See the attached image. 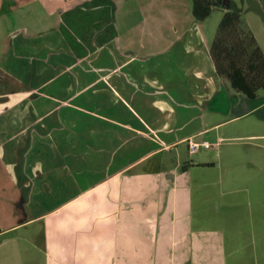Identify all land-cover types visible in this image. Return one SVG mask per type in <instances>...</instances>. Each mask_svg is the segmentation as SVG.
<instances>
[{
	"label": "crops",
	"instance_id": "crops-1",
	"mask_svg": "<svg viewBox=\"0 0 264 264\" xmlns=\"http://www.w3.org/2000/svg\"><path fill=\"white\" fill-rule=\"evenodd\" d=\"M102 1L0 5V230L25 229L37 264L249 262L236 256L248 245L204 228L209 204L216 225L240 224L236 203L216 204L234 196L236 146L264 156V135H221L264 103L215 71L210 46L229 9L214 7L208 27L212 12L195 21L189 0ZM229 3L261 19L259 34L245 26L264 55V0ZM207 136L211 149L188 151Z\"/></svg>",
	"mask_w": 264,
	"mask_h": 264
},
{
	"label": "rangeland",
	"instance_id": "rangeland-1",
	"mask_svg": "<svg viewBox=\"0 0 264 264\" xmlns=\"http://www.w3.org/2000/svg\"><path fill=\"white\" fill-rule=\"evenodd\" d=\"M16 1L24 3V0ZM44 1L46 3L48 2V0ZM91 1L94 2V4L103 2L102 0ZM123 1H127V3L129 2L128 0ZM3 2L5 3L6 0H0V5L3 4ZM218 11L219 10H214L212 12V16L209 17L205 22L208 27H213L214 24H217L216 18L219 13ZM15 18L18 21V25L24 24L22 22V16L19 12L16 13ZM251 19L252 18H250L247 13L241 16V22L243 23V25L245 26V22H247V25L252 24L253 28L259 34V31L263 29L261 19H259V17L254 18V20ZM251 110L252 111L249 112L246 116L233 120L234 122L228 124L227 126H224L221 130V135H264V103L262 104L259 101L252 102ZM225 132H229V134ZM206 139L211 145H213L212 142H214V139L208 136L206 137ZM226 141L227 139L225 140V142ZM236 147L240 148L242 151H237L236 153L238 159L240 160V163H238L235 168V173L237 175L235 183L237 182V185L234 187V196H223L221 198H218L216 199V204L225 205L227 204L225 203V201L236 203L237 206L234 208V213L238 217L237 219L240 224L236 225L234 223L237 229H234L233 231H229V225L227 226V224L216 225L213 219L215 217L214 212H216V210H213L212 205L209 204L206 206V213H208L207 217L209 218V220L206 218L204 228L207 230L213 229L214 231L223 232L225 233V237H228V239L230 237V240L232 241L230 249L234 246L241 247L244 244L248 245L246 251H244L243 249H237V257L244 252L242 254V257L250 259L249 262L247 261L243 264H264V156L262 155L259 157L257 155L256 157V154H259L256 150L257 148L255 149L250 146ZM220 149L224 153L225 150L228 149V146L218 148L217 151H219ZM205 154L212 156L216 154V151L212 149L209 151H205ZM244 155L255 157V162L253 163L252 161H247L243 157ZM220 171H223V167H221ZM209 173L210 179H214L217 177L216 171H209ZM3 207L4 204L0 202V210H2ZM19 210V203H15L13 206V211L15 212ZM222 211H226V208H223L221 209V211H219V214L221 213V216H225L226 213ZM1 213H3V210L2 212H0V222H2V224L10 223V220ZM24 231L25 229L8 231L0 230V264H37L35 260H32V258L28 256L29 252L27 250V243L24 241ZM229 232L231 233L229 234ZM228 260L231 263L234 258L230 257L228 258ZM43 264L52 263L50 260L45 259Z\"/></svg>",
	"mask_w": 264,
	"mask_h": 264
},
{
	"label": "trees",
	"instance_id": "trees-1",
	"mask_svg": "<svg viewBox=\"0 0 264 264\" xmlns=\"http://www.w3.org/2000/svg\"><path fill=\"white\" fill-rule=\"evenodd\" d=\"M190 1L194 20L201 22L210 16L217 0ZM210 57L218 76L232 89L251 100L261 92L264 99V55L252 32L241 22L239 10H227L219 21Z\"/></svg>",
	"mask_w": 264,
	"mask_h": 264
},
{
	"label": "built area",
	"instance_id": "built-area-1",
	"mask_svg": "<svg viewBox=\"0 0 264 264\" xmlns=\"http://www.w3.org/2000/svg\"><path fill=\"white\" fill-rule=\"evenodd\" d=\"M201 147L204 149H211L213 145L207 141H203L202 143L188 142V151L190 153L196 152Z\"/></svg>",
	"mask_w": 264,
	"mask_h": 264
},
{
	"label": "water",
	"instance_id": "water-1",
	"mask_svg": "<svg viewBox=\"0 0 264 264\" xmlns=\"http://www.w3.org/2000/svg\"><path fill=\"white\" fill-rule=\"evenodd\" d=\"M214 7H222L224 9H230L229 0H217L214 3Z\"/></svg>",
	"mask_w": 264,
	"mask_h": 264
}]
</instances>
